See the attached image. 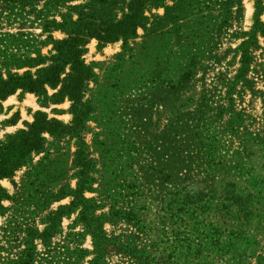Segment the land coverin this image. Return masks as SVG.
<instances>
[{"label":"rangeland","instance_id":"obj_1","mask_svg":"<svg viewBox=\"0 0 264 264\" xmlns=\"http://www.w3.org/2000/svg\"><path fill=\"white\" fill-rule=\"evenodd\" d=\"M50 68L0 99V149L52 122L0 179V264H264V0H0V82Z\"/></svg>","mask_w":264,"mask_h":264},{"label":"trees","instance_id":"obj_2","mask_svg":"<svg viewBox=\"0 0 264 264\" xmlns=\"http://www.w3.org/2000/svg\"><path fill=\"white\" fill-rule=\"evenodd\" d=\"M131 16L125 21L116 26H111L105 32L100 33L102 39L111 40L114 34H124L129 28L134 26L138 20V11H135L132 7ZM104 33V35H103ZM73 40H67L61 43L58 48L59 58L64 61H78L79 49L75 47ZM80 64V63H79ZM76 75V92L83 86V82L88 80L91 76L90 71L83 67L81 64H73ZM59 79V74L55 68H50L45 72L43 78L33 79L30 75H25L22 78H10L8 81L0 82V99L7 97L17 89H25L30 92L36 93L39 87L44 84H51L53 81L56 82ZM40 113L37 114L34 123L30 126L28 132H20L15 139L11 140L7 145L6 150L0 149V179L9 176L15 169V165L10 167L7 163L10 159H15L17 166L21 164L19 161L26 153H30L33 150H39L42 147L43 138L42 133L49 132L52 122L47 121L42 117ZM1 145V143H0Z\"/></svg>","mask_w":264,"mask_h":264}]
</instances>
